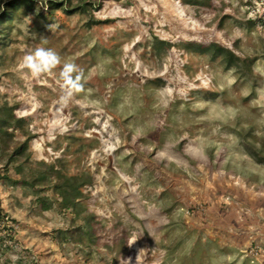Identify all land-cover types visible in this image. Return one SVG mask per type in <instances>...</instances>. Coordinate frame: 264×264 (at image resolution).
I'll return each instance as SVG.
<instances>
[{"label": "rangeland", "instance_id": "obj_1", "mask_svg": "<svg viewBox=\"0 0 264 264\" xmlns=\"http://www.w3.org/2000/svg\"><path fill=\"white\" fill-rule=\"evenodd\" d=\"M70 1L82 9L39 5L8 24L0 104L29 122L34 161L91 176L82 204L95 236L65 243L73 215L0 177V264H264V164L246 148L264 155V0ZM191 42L248 67L189 52ZM37 46L61 65L33 79L19 64ZM64 62L84 84L67 106Z\"/></svg>", "mask_w": 264, "mask_h": 264}, {"label": "trees", "instance_id": "obj_2", "mask_svg": "<svg viewBox=\"0 0 264 264\" xmlns=\"http://www.w3.org/2000/svg\"><path fill=\"white\" fill-rule=\"evenodd\" d=\"M212 0H186V3L193 6H209ZM39 5L45 6L47 11L54 13L56 9H63L72 13L81 10L78 6L75 9L70 0H4L0 8V48L3 47L4 40L8 38L7 26L13 23L15 14L23 10L24 13L36 9ZM71 8V9H70ZM2 38V39H1ZM169 44V45H168ZM171 47L170 43L159 41L158 50L164 47ZM189 52H197L208 56L212 61L221 59L227 68L248 67L247 61L240 59L229 48L223 47L217 43L201 44L187 43ZM14 105L0 104V177L14 188H19L35 193L36 200L46 204L45 210H50L53 205L60 212L71 213L73 218L69 221L73 231H60L65 243L74 242L82 245L83 235L88 236L92 241L95 236L93 220L94 216L83 206L84 189L93 182L89 174L80 176H69L61 162L58 165H49L45 162H36L30 157L32 136L28 135L29 122L25 118L17 116ZM20 135H23L22 137ZM246 148L257 163L264 164V155L251 145L246 143ZM14 171L20 176L19 179L10 175ZM49 178L54 179L50 183ZM52 191L55 201L52 202L42 197V192ZM55 204V205H56ZM86 225L82 227L80 222Z\"/></svg>", "mask_w": 264, "mask_h": 264}, {"label": "clouds", "instance_id": "obj_3", "mask_svg": "<svg viewBox=\"0 0 264 264\" xmlns=\"http://www.w3.org/2000/svg\"><path fill=\"white\" fill-rule=\"evenodd\" d=\"M49 28L51 30V25ZM41 41L47 43L44 37H41ZM58 65H61V57L54 49L37 46L34 50L26 52L19 64V70L33 79H39ZM59 81L58 102L61 106H67L74 96L83 90V71L74 63L64 62L59 73Z\"/></svg>", "mask_w": 264, "mask_h": 264}]
</instances>
